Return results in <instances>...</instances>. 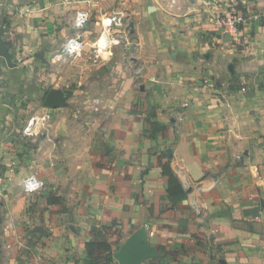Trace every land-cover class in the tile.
I'll list each match as a JSON object with an SVG mask.
<instances>
[{
    "label": "crops",
    "instance_id": "obj_1",
    "mask_svg": "<svg viewBox=\"0 0 264 264\" xmlns=\"http://www.w3.org/2000/svg\"><path fill=\"white\" fill-rule=\"evenodd\" d=\"M66 2L0 0L10 58L0 57V264H83L103 227L110 264L129 239L148 250L136 264H264V0H128L132 75L107 122L40 134L27 156L4 104L69 37ZM235 13L248 21L232 29ZM160 164L184 191L176 204ZM30 175L46 195L23 192Z\"/></svg>",
    "mask_w": 264,
    "mask_h": 264
},
{
    "label": "rangeland",
    "instance_id": "obj_2",
    "mask_svg": "<svg viewBox=\"0 0 264 264\" xmlns=\"http://www.w3.org/2000/svg\"><path fill=\"white\" fill-rule=\"evenodd\" d=\"M58 1V0H56ZM67 1L66 4L70 6V16L73 18L75 12L80 10L87 0H60ZM99 2L97 7L98 14H92V40L97 37L100 32V26L97 24V17L105 15L113 8L123 7L128 9V0H95ZM131 1V0H129ZM5 8V5H2ZM4 10V9H3ZM243 15V13H242ZM4 11L0 13V28L8 29L6 26V17ZM127 22H132L131 17L127 15ZM99 21V20H98ZM96 23V24H95ZM70 19L67 21V27L71 26ZM58 30L57 27L55 26ZM70 29V28H69ZM132 40V38H131ZM57 44L51 50H47L45 59L42 60V67L39 69L35 67L33 70H29L31 73L28 76L27 86L21 85V91L19 95L12 94L11 98H7L5 102L6 115L3 117L4 122H8L11 125V131L13 134L18 133L21 137V143L26 146L23 150L28 156V151L35 149V144L39 142L40 134L44 135V138L54 140V136H61L64 133L65 126L74 124H104L107 122L110 112L114 110L116 106L114 93L116 91L117 82L120 83V78L132 75L128 68V59L122 56V46H116L112 48V58L103 64H94L93 60H89V53L86 50L81 56H64L63 49L67 39L62 42L57 39L54 40ZM50 53H52L51 56ZM49 54V55H48ZM55 56H58L54 59ZM52 59L54 61H52ZM26 66L24 70L27 71ZM130 74V75H128ZM41 90L37 92L36 87ZM68 90L71 93L70 98L66 100V106L60 108H44L42 101L46 93L50 90ZM120 98L121 101L118 104L123 106L126 104L127 99ZM93 99H99V110L93 112L88 106V102ZM114 107V108H113ZM138 105L136 103H130V109L136 110ZM113 109V110H112ZM119 109V108H117ZM10 114V115H8ZM37 119L39 125L36 128L37 136H33V133L27 135L24 133L25 128L28 125L30 119ZM151 121V119H146ZM17 122L18 130H14L13 124ZM21 123V126L18 123ZM49 132V135L47 134ZM24 133V134H23ZM34 138V142H29L28 139ZM49 142V141H48ZM19 151V152H21ZM22 151V152H23Z\"/></svg>",
    "mask_w": 264,
    "mask_h": 264
},
{
    "label": "built area",
    "instance_id": "obj_3",
    "mask_svg": "<svg viewBox=\"0 0 264 264\" xmlns=\"http://www.w3.org/2000/svg\"><path fill=\"white\" fill-rule=\"evenodd\" d=\"M173 4V0H171ZM91 2L87 1V8L78 10L75 13L74 21L70 29L69 37L64 45V56H81L86 50L89 53V60H93L94 64L107 63L112 58V48L122 46L123 51H130L131 38L126 20L127 13L123 7L114 8L108 15H104L97 25L100 26V32L97 37L92 40V11L90 9ZM28 12V10H26ZM248 20L242 14H231L227 17L226 25L232 29L246 23ZM58 56H55L57 58ZM99 99H93L88 102L90 110L98 112ZM39 125L37 119H30L24 132L28 135L37 134L36 128ZM22 190L25 194L43 193L44 182L30 175L25 178L22 183Z\"/></svg>",
    "mask_w": 264,
    "mask_h": 264
},
{
    "label": "trees",
    "instance_id": "obj_4",
    "mask_svg": "<svg viewBox=\"0 0 264 264\" xmlns=\"http://www.w3.org/2000/svg\"><path fill=\"white\" fill-rule=\"evenodd\" d=\"M0 34L4 35L3 29L0 28ZM160 168L162 175L168 178V183L166 186V192L168 199L173 204L178 203V201L184 198V191L177 179V177L171 172L167 165H161ZM48 204H58L59 199L51 196H47ZM111 232L109 228H100V230L93 231L92 240L85 243L86 253L85 257L81 263L83 264H110V244L108 242V235Z\"/></svg>",
    "mask_w": 264,
    "mask_h": 264
},
{
    "label": "water",
    "instance_id": "obj_5",
    "mask_svg": "<svg viewBox=\"0 0 264 264\" xmlns=\"http://www.w3.org/2000/svg\"><path fill=\"white\" fill-rule=\"evenodd\" d=\"M127 14H129L127 12ZM129 34L134 33V24L132 22L128 23ZM0 57L4 58L8 65H10V58L8 52L6 51L2 40L0 39ZM231 72V69H229ZM71 93L67 90H50L47 92L44 100L42 101V106L44 108H60L66 106V100L69 98ZM170 154V152H168ZM43 195H46L43 192ZM144 239H129L124 247V251L118 256L117 260L119 264H136L137 261L145 257L148 253L147 247L144 245Z\"/></svg>",
    "mask_w": 264,
    "mask_h": 264
}]
</instances>
